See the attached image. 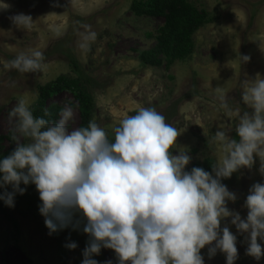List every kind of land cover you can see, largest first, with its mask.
Masks as SVG:
<instances>
[{
	"label": "clouds",
	"instance_id": "clouds-1",
	"mask_svg": "<svg viewBox=\"0 0 264 264\" xmlns=\"http://www.w3.org/2000/svg\"><path fill=\"white\" fill-rule=\"evenodd\" d=\"M6 7L0 0V10ZM10 20L25 32L34 22L24 13ZM97 36L84 25L76 45L87 51ZM250 59L240 57L241 63ZM7 66L20 73H41L44 53L21 52ZM240 89L243 103L252 111L241 114L226 96L219 97L227 115L238 120L239 139L230 137L232 128L218 127L214 141L224 155L212 172L201 167L187 170L192 156L178 144L181 132L155 107H140L123 117L110 139L95 118L87 127L70 129L75 116L70 105L53 121L47 108L37 117L29 102L20 99L9 112L16 121L11 133L16 147L0 157V201L14 208L16 196L35 185L39 213L50 236L69 228L79 231L83 225L89 240L81 264H100L94 257L102 249L113 250L119 264H205L201 250L206 247L210 259L219 251L226 264H236L238 239L226 221L245 235L246 254L260 261L264 183L250 187L246 218L229 208L238 197L223 183L242 168H251L255 157L264 175V77L244 79ZM64 246L75 250L78 244L69 239Z\"/></svg>",
	"mask_w": 264,
	"mask_h": 264
},
{
	"label": "rangeland",
	"instance_id": "rangeland-1",
	"mask_svg": "<svg viewBox=\"0 0 264 264\" xmlns=\"http://www.w3.org/2000/svg\"><path fill=\"white\" fill-rule=\"evenodd\" d=\"M146 1L3 0L7 7L0 10V136L11 137L16 121L9 118V112L20 99L33 107L40 86L61 77L81 78L95 102L94 118L110 139L123 117L135 114L140 107H155L181 132L178 144L192 156L187 170L203 168L207 161L218 163L224 155L214 141L218 127L232 128L230 137L239 139L235 131L238 120L235 115H227L219 97L226 96L241 114L251 112L242 101L240 81L255 80L258 74L264 77V0H188L196 11L206 12L209 23L193 36L190 57L170 64L167 57L160 56V66L142 64L143 53L156 48L157 32L165 24L163 19L135 15L133 3ZM18 13L32 16L30 31L13 25L10 17ZM84 25L98 34L87 51L76 45ZM30 49L44 53L43 72L20 73L7 66L19 53ZM243 55L250 61L241 63ZM217 87L221 88L219 92ZM65 105L75 112L69 128H79L78 103L71 93L55 96L48 108L62 109ZM6 141L7 149L11 144L16 147L12 140ZM260 167L261 161L255 157L251 168H242L223 180L238 197L235 203L229 202V208L244 218L250 187L264 183ZM40 203L35 185L16 196L14 208L0 201V264H81L89 240L83 225L79 231L69 228L50 236L39 213ZM225 223L237 235L236 264H264V259L257 261L246 254L245 235L238 233L230 221ZM69 239L78 244L75 250L64 246ZM201 254L205 264H226L225 255L219 251L211 259L207 247ZM94 259L100 264H119L110 249H102Z\"/></svg>",
	"mask_w": 264,
	"mask_h": 264
},
{
	"label": "trees",
	"instance_id": "trees-1",
	"mask_svg": "<svg viewBox=\"0 0 264 264\" xmlns=\"http://www.w3.org/2000/svg\"><path fill=\"white\" fill-rule=\"evenodd\" d=\"M132 11L138 17H150L163 19L165 24L156 36L157 46L151 52L143 53L141 59L144 66H160V56L167 57L169 63L183 61L190 57L194 51L193 36L197 31L209 23L206 12L199 13L189 4L188 0H147L146 2H134ZM76 71H79L75 64ZM68 92L78 103L80 114L79 127H87L94 118L95 102L91 94L85 89L80 79L61 77L53 83L38 88V100L32 107L34 115L43 116V109L47 108L51 113L48 119L58 120L60 108H48V103L57 95ZM6 140L11 137L0 136V157L9 155L14 149V144L6 148ZM213 163L207 161L203 169L212 171ZM234 175V174H233ZM232 175V176H233Z\"/></svg>",
	"mask_w": 264,
	"mask_h": 264
}]
</instances>
